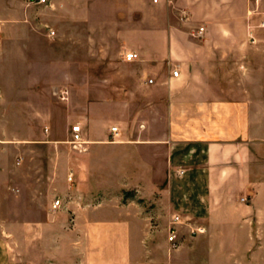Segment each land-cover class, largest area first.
<instances>
[{"label":"crops","instance_id":"0c3cea01","mask_svg":"<svg viewBox=\"0 0 264 264\" xmlns=\"http://www.w3.org/2000/svg\"><path fill=\"white\" fill-rule=\"evenodd\" d=\"M53 2L54 8L65 4L78 13L70 0ZM147 5L158 6L153 12L164 35L148 40L160 55L141 59L138 75L121 73L130 86L116 94L138 101H116L115 108L131 113L132 123L118 118L110 126L117 134L109 141L106 106L87 108L75 124L85 150L65 156L71 167L59 191L66 201L57 196L62 209L52 213V201L47 216L17 222L18 231L0 226V264H264V0H148ZM33 6L28 0H0V127H8L1 117L7 110L5 80L16 87L23 109L28 92L42 93L35 70L41 58L26 57ZM152 28L148 24V31ZM128 53L139 59L136 51ZM28 64L35 65L33 75L27 74ZM64 89L52 92L58 96ZM21 142L0 138L1 191L10 187L14 164L22 162L19 154L8 155L11 145ZM108 144L120 151L123 170L115 174L130 167L138 175L142 165L162 183L149 189L138 181L114 187L70 184L77 173L113 174L102 163ZM144 190L155 204L147 219L134 201L124 204L122 196L102 194ZM174 215L180 217L176 248L167 241ZM152 220L164 226L165 236L152 239L147 228ZM197 227L204 233H191Z\"/></svg>","mask_w":264,"mask_h":264},{"label":"rangeland","instance_id":"374dc122","mask_svg":"<svg viewBox=\"0 0 264 264\" xmlns=\"http://www.w3.org/2000/svg\"><path fill=\"white\" fill-rule=\"evenodd\" d=\"M51 1L47 5L33 6L34 9L28 10L26 21L31 26L26 57L28 60L41 58L42 61L36 69L34 64H28L27 74L33 75L35 70L39 72L37 86L42 93L36 96L30 94L32 91L28 92L23 109L20 107L22 103L18 104L16 87H8L12 81H4L7 87L2 107L7 110L1 113V117L8 127H0V138L6 144L15 143L18 139L23 141L15 148L11 145L13 150L9 157L14 155L16 158L19 154L22 162L19 165L15 163L14 170L7 177L10 187L0 190V218L4 220L0 226L10 231H18L19 221H34L47 216L49 206L57 196L66 199L59 192L63 187L62 178L71 167V161L65 156L72 158L78 154L70 143V128L84 119L90 105L106 106L105 134L109 141L113 139L109 128L118 118L132 123L131 113L126 115L117 111L115 102L136 104L138 100L129 94H116V89L130 86L121 78L125 76L123 74L138 75L136 65L141 59L160 55L161 49L150 46L148 40H160L164 35L159 30V17L153 12L158 6L148 7V0H70L77 8L75 15L65 4L54 8ZM148 24L153 27L152 31H148ZM129 51H136L139 59L125 62L123 57ZM54 88H67V99L60 100L53 94ZM8 100L9 104L6 103ZM104 147L102 152L106 161L102 162L103 168L113 174L85 177L77 173L70 184L85 187L89 181L92 185L114 187L138 181L149 189L162 183L161 176L153 175L142 165H139L138 175L131 174L130 167L126 168L125 174H115L123 170L118 157L120 151L110 144ZM141 154L143 157L147 155L146 152ZM102 194L106 198L122 196L124 204L134 201L146 219L155 208L145 190ZM155 198L158 199V195ZM62 206L61 202V208H51V212L59 211ZM147 228L152 239L165 236L164 226L157 221H150Z\"/></svg>","mask_w":264,"mask_h":264},{"label":"built area","instance_id":"2783aa9c","mask_svg":"<svg viewBox=\"0 0 264 264\" xmlns=\"http://www.w3.org/2000/svg\"><path fill=\"white\" fill-rule=\"evenodd\" d=\"M154 2H157V0H153ZM50 2V0H28V3L36 5V6H41V5H47ZM202 29H200L198 34H201ZM138 56L135 53H127L125 54V59L127 61H135L137 60ZM172 77H177L178 76V71L177 70H173L171 72ZM149 84L152 83V80H148L147 81ZM68 96V91L66 89L62 90L59 95L58 98L60 100H66ZM110 133L112 136L117 134V128L116 127H112L110 128ZM70 143L73 147L74 150L78 151V152H82L85 150V142L83 140V133H82V129L80 125H73L71 126L70 129ZM72 174L68 177L69 180H71ZM242 201H245V199H241ZM52 210L61 208V200L56 199L52 206H51ZM180 223V217L178 215H175L173 217V219L170 221V226L168 229V236H167V241L170 244V246L172 248H176L177 247V241H176V225ZM205 229L202 227H197V228H193L191 229V233L194 234H202L204 233Z\"/></svg>","mask_w":264,"mask_h":264}]
</instances>
